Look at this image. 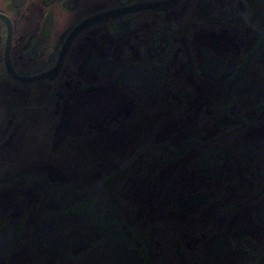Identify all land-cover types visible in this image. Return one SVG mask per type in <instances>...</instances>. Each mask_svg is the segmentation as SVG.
I'll return each instance as SVG.
<instances>
[{
	"label": "flooded vegetation",
	"instance_id": "1",
	"mask_svg": "<svg viewBox=\"0 0 264 264\" xmlns=\"http://www.w3.org/2000/svg\"><path fill=\"white\" fill-rule=\"evenodd\" d=\"M107 258L264 264V0H0V264Z\"/></svg>",
	"mask_w": 264,
	"mask_h": 264
},
{
	"label": "water",
	"instance_id": "2",
	"mask_svg": "<svg viewBox=\"0 0 264 264\" xmlns=\"http://www.w3.org/2000/svg\"><path fill=\"white\" fill-rule=\"evenodd\" d=\"M110 258H111V256H110ZM110 258H107V260L103 264H116V263L109 261Z\"/></svg>",
	"mask_w": 264,
	"mask_h": 264
}]
</instances>
